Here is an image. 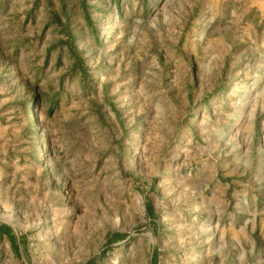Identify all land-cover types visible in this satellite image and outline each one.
Here are the masks:
<instances>
[{
    "label": "rangeland",
    "instance_id": "rangeland-1",
    "mask_svg": "<svg viewBox=\"0 0 264 264\" xmlns=\"http://www.w3.org/2000/svg\"><path fill=\"white\" fill-rule=\"evenodd\" d=\"M0 223V264H264V0H0Z\"/></svg>",
    "mask_w": 264,
    "mask_h": 264
},
{
    "label": "trees",
    "instance_id": "trees-1",
    "mask_svg": "<svg viewBox=\"0 0 264 264\" xmlns=\"http://www.w3.org/2000/svg\"><path fill=\"white\" fill-rule=\"evenodd\" d=\"M0 233L2 235L6 234L9 237L16 238V236L14 235V233L12 231V227L9 224H7V223H0ZM124 238H125V234L124 233L116 232V233L111 235L109 241H110V243H112L114 241L122 240ZM96 261L97 260H95V259H91L88 262H86L85 264H96ZM156 263H157V255H153L152 264H156Z\"/></svg>",
    "mask_w": 264,
    "mask_h": 264
}]
</instances>
